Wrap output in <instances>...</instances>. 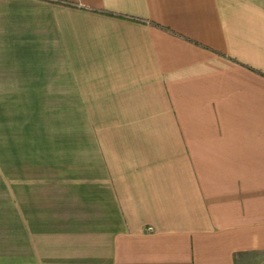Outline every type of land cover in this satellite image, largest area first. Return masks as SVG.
Returning <instances> with one entry per match:
<instances>
[{
  "label": "crops",
  "instance_id": "crops-1",
  "mask_svg": "<svg viewBox=\"0 0 264 264\" xmlns=\"http://www.w3.org/2000/svg\"><path fill=\"white\" fill-rule=\"evenodd\" d=\"M0 264H264V0H0Z\"/></svg>",
  "mask_w": 264,
  "mask_h": 264
}]
</instances>
